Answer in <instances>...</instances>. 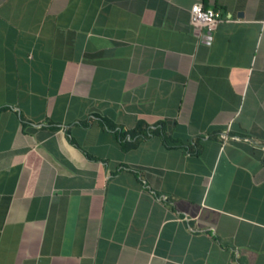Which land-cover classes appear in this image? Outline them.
I'll list each match as a JSON object with an SVG mask.
<instances>
[{
  "label": "crops",
  "instance_id": "0c3cea01",
  "mask_svg": "<svg viewBox=\"0 0 264 264\" xmlns=\"http://www.w3.org/2000/svg\"><path fill=\"white\" fill-rule=\"evenodd\" d=\"M0 264H264V0H0Z\"/></svg>",
  "mask_w": 264,
  "mask_h": 264
},
{
  "label": "built area",
  "instance_id": "2783aa9c",
  "mask_svg": "<svg viewBox=\"0 0 264 264\" xmlns=\"http://www.w3.org/2000/svg\"><path fill=\"white\" fill-rule=\"evenodd\" d=\"M191 23L196 29L206 26L209 31L215 29L224 19L219 9L206 7L202 3H195L190 9Z\"/></svg>",
  "mask_w": 264,
  "mask_h": 264
},
{
  "label": "trees",
  "instance_id": "16d2710c",
  "mask_svg": "<svg viewBox=\"0 0 264 264\" xmlns=\"http://www.w3.org/2000/svg\"><path fill=\"white\" fill-rule=\"evenodd\" d=\"M215 9V8H214Z\"/></svg>",
  "mask_w": 264,
  "mask_h": 264
}]
</instances>
